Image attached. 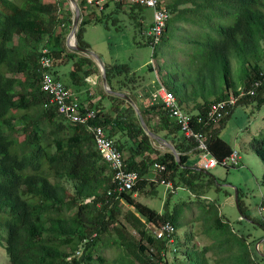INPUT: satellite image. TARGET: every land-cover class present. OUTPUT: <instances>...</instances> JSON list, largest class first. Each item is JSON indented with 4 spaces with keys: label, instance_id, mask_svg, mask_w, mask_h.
I'll list each match as a JSON object with an SVG mask.
<instances>
[{
    "label": "trees",
    "instance_id": "trees-1",
    "mask_svg": "<svg viewBox=\"0 0 264 264\" xmlns=\"http://www.w3.org/2000/svg\"><path fill=\"white\" fill-rule=\"evenodd\" d=\"M79 1L77 39L86 49H91L85 41L88 25L106 23L107 16L130 6L131 17L139 16L135 44L152 49L145 64L155 76L152 81L174 93L191 129L206 135V152L218 166L242 168L240 152L223 134L238 107L264 106V0H172L165 6L170 18L156 45L148 33L152 23L146 27L141 13L149 8L112 1L103 8L97 1L92 8ZM73 17L68 0H0V247L10 263L171 264L169 255L174 253V264H261L264 257L222 213L221 199L231 197L226 183L201 167L202 158L193 162L194 156L202 157L200 143L186 136L163 101H150L138 69L104 62L111 90L132 98L149 129L180 153L181 164L173 152L162 153L154 146L156 140L127 100L107 92L105 98L113 102L107 110L92 99L76 98L74 90L85 88L101 69L92 58L68 51L65 42ZM44 49L54 59L57 79L56 69L72 63L70 85L64 84L83 108L96 111L90 123L104 128L124 153L127 170L139 174L132 191L115 192L114 173L98 152L95 134L85 124L69 122L43 89ZM144 90L147 100L141 99ZM218 103H226L223 116L212 120ZM258 137L251 134L248 145L262 162L264 186V135ZM235 151L239 162L224 166ZM156 163L166 166L158 182L150 178ZM162 181L173 186L162 211L139 201L140 194L158 197ZM179 188L190 193L189 200L174 199ZM238 192L242 217L250 220ZM123 202L129 207L126 212ZM169 223L175 228L173 242L157 235ZM254 223L264 228V220ZM189 228V233L179 234ZM198 235L209 244L193 243ZM106 249L115 250L116 256H106Z\"/></svg>",
    "mask_w": 264,
    "mask_h": 264
},
{
    "label": "rangeland",
    "instance_id": "rangeland-1",
    "mask_svg": "<svg viewBox=\"0 0 264 264\" xmlns=\"http://www.w3.org/2000/svg\"><path fill=\"white\" fill-rule=\"evenodd\" d=\"M77 1L78 3L80 2L79 0ZM163 1L165 5H167L172 0ZM69 6L71 9L72 6L70 2ZM112 9L115 10L114 5L111 10ZM122 9V11H119L118 13L107 16L105 18V22L108 23V25L106 23L99 25H88L85 34V41L90 45V50L98 55L103 62L107 61L111 63L112 60H116L118 64H120L121 62L129 63L130 66L134 69H136L137 65H141L143 63V66L138 69V72L145 77L147 84H153L155 87H159L160 85L157 80L153 81L152 83V80L155 79V76L147 73V68L145 66V64L148 63L152 57V49L150 47L137 46L133 40L135 31L137 32L136 24L139 16H137L136 18L131 17V8L129 5H125ZM110 11H107V15L110 14ZM137 12L139 14V11ZM141 13L142 15L146 16L147 20H149V17L151 13H153V11H151V9H145L142 10ZM69 35L70 34H68V37ZM65 45L68 51H73L67 46V41L65 42ZM90 58H92L94 61L96 60L95 57ZM97 64L99 65L98 62ZM61 69H63L67 73L70 72L72 69V63L62 67ZM98 76L99 85L98 88L95 89V92H101L103 98H105L107 90L105 89L104 83L102 81V71H100V74H98ZM60 79L63 83L69 82L66 76H60ZM87 84H89L90 86H94L96 82L91 78H88ZM145 92L146 91L144 90V93H141L142 100L148 99V96L145 95ZM153 93L156 94L157 90H154ZM153 93H149L150 101H152V99L154 98ZM157 97H159V99L161 98V96L159 95ZM249 134L257 137L264 135V106H262L260 109H257L255 106H252L248 109L238 107L235 111V114L233 115L230 124L228 125V128L223 134L227 137L226 139L233 146L237 147V150L241 154V162L243 164V167L239 169H231L230 171H228L224 167L217 166L216 168L211 169L210 172L218 177L221 181H224L226 183H223L224 189L231 194L230 198L225 199V197H223L221 199L222 213L226 216V219L231 222V224L238 232L249 238L250 242L253 243L252 245L256 249L257 255L259 257H264V228L254 223V220H264V211L261 210L264 204V186L261 185L263 165L261 160L251 151L248 145V142L250 141ZM231 138H233V140ZM154 145L162 153L168 151V148H166L165 145L160 144L159 142L155 141ZM201 158V155L194 156L193 162H199ZM159 173L160 172H155L152 168L150 178H159ZM158 186V197L140 194L139 197L137 196V198L139 199V201L147 203L152 208L162 211L165 200H167L171 189H168L164 184ZM236 189L241 191L240 194L243 196V200L247 207V212L250 220L244 219V217H242L241 211L236 202ZM189 195L190 193L186 189L179 188L174 194V199L189 200ZM122 210H124L125 212L129 210V207L124 202L122 203ZM194 210L197 211V208H195ZM192 217L193 215H191V213L189 212L188 218ZM199 226L200 225H197V228ZM190 230L191 228H189L188 230L179 231V234L189 233ZM1 235L6 237L7 233L2 230ZM107 242L108 239L106 237H103L102 243ZM193 243L204 246L209 244V240L205 236L198 235L196 239H193ZM116 254L117 252L113 249L105 250V255L110 258L115 257ZM174 256V253L169 255L171 264H174L175 262ZM181 258L182 255H179L178 259ZM0 264H11L8 253L3 247H0ZM175 264H177V262ZM261 264H264V261H262Z\"/></svg>",
    "mask_w": 264,
    "mask_h": 264
},
{
    "label": "built area",
    "instance_id": "built-area-1",
    "mask_svg": "<svg viewBox=\"0 0 264 264\" xmlns=\"http://www.w3.org/2000/svg\"><path fill=\"white\" fill-rule=\"evenodd\" d=\"M87 6L95 7L96 2L103 8L104 4L109 1L116 3H128L133 5H138L142 7L149 8L153 11L152 25L149 30V34L154 36L155 45L160 42L162 38L167 23L170 18L169 12L165 9V3L163 0H85ZM42 68L45 71L43 79V89L52 97L53 103H55L59 112L65 116V118L72 123L85 124L90 130L95 134L96 146L98 152L101 154L102 158L110 165L114 173V181L117 182V188L115 192L123 193L130 192L140 181V176L134 171H129L126 168L124 153L120 150L116 141L109 137L104 128L95 127L90 122L96 118V111L92 109H86L81 106V104L74 99L73 93L66 87V85L53 74L54 59L50 56V51L44 49L42 51V57L40 60ZM152 63L156 67V61L152 59ZM159 81V80H158ZM160 88L156 94L153 93L154 98L153 103L158 102V100L163 101L166 108L171 111V114L177 118L180 123H182L183 131L188 138H193L200 143L201 150H203L201 167L205 170H211L216 168L220 163L214 158L209 152H206V135L202 132H195L190 126V117L186 114L180 107L177 97L174 93L169 92L159 81ZM162 92V93H160ZM254 94V92H252ZM161 96L159 97L157 96ZM226 107V103H218L213 107L210 114L212 120H219L223 116V110ZM239 153L235 151L232 156L223 162L224 166L229 164H237L239 162ZM155 172H164L166 166L161 163H156L153 166ZM152 181L158 182V178L151 179ZM168 189H173L171 183H166L162 181ZM176 192V190H175ZM113 194V192H110ZM264 210V209H263ZM175 233V228L173 225L166 224L162 229L157 230V235L159 238L168 236L170 241L173 242L172 235Z\"/></svg>",
    "mask_w": 264,
    "mask_h": 264
},
{
    "label": "water",
    "instance_id": "water-1",
    "mask_svg": "<svg viewBox=\"0 0 264 264\" xmlns=\"http://www.w3.org/2000/svg\"><path fill=\"white\" fill-rule=\"evenodd\" d=\"M69 2H70L71 6H72V8L74 10V22H73L72 31H71V33H70V35L68 37V40H67V46L71 50H73L75 52H78L80 54H83V55H85L87 57H95L96 61L99 63V66L101 68L102 79H103L104 87L107 90V92L109 94H111V95L118 96V97H121V98L127 100L129 103H131L133 106H135L136 109L138 110L137 105L135 104V102L132 100V98L128 94L122 93V92H116V91L111 90V88L108 85L106 69H105V65H104V62L102 61V59L98 55H96L92 50L83 48V47H81L79 45L78 39H77V34H78V31H79V28H80V25H81V22H82V10H81V7H80V5H79L77 0H69ZM138 114L140 115V119H141V122H142V125H143L144 129L148 132L150 137L153 138L154 140L158 141L160 144L165 145L166 148H168V150L173 152V154L176 156L179 164H181L182 163L181 155L176 150V148L170 142L165 140L164 138H162L159 135H156L155 133H153L149 129L145 119L143 118V116L141 115L139 110H138ZM236 202H237V205L239 207V192H238V189H236ZM239 209H240V207H239Z\"/></svg>",
    "mask_w": 264,
    "mask_h": 264
},
{
    "label": "crops",
    "instance_id": "crops-1",
    "mask_svg": "<svg viewBox=\"0 0 264 264\" xmlns=\"http://www.w3.org/2000/svg\"><path fill=\"white\" fill-rule=\"evenodd\" d=\"M152 11V10H151ZM152 20H153V13H151V15H150V17H149V20H147V25H146V27L147 26H149L151 23H152ZM96 61V60H95ZM111 61V60H110ZM112 63H114V64H118V62L115 60H112L111 61ZM122 63V62H121ZM120 63V64H121ZM143 66V63L141 64V65H137V67H136V69H140L141 67ZM56 72L58 73L57 75L60 77V76H66L67 78H68V81H69V75H67V74H69V72L67 73V72H65L63 69H61V68H59V69H56ZM94 76V77H93ZM93 76H91L90 78L92 79V80H94L95 82H96V84H94V86H90L89 84H87L86 82H85V88H83V89H75L74 90V93H76V98L78 99H80V100H83V101H87L88 99H92V102H94V103H98V104H102V107H104L105 109H107V110H110V108L112 107V104H113V102L110 100V99H108V98H103V96H102V94H101V92L100 93H98V91L97 92H95V89H97L98 88V78H99V76L98 75H93ZM67 84H69L70 85V82H66ZM152 83H153V81H152ZM148 90L151 92V93H153L154 92V90H157V92L158 91H161V90H159V87H155L153 84H148ZM95 92V93H94ZM160 93H162V92H160ZM91 97V98H90ZM224 138L226 139L227 137L224 135ZM232 140H233V138H231ZM227 140V139H226ZM228 141V140H227ZM155 146V145H154ZM235 147V146H234ZM126 154V153H125Z\"/></svg>",
    "mask_w": 264,
    "mask_h": 264
}]
</instances>
